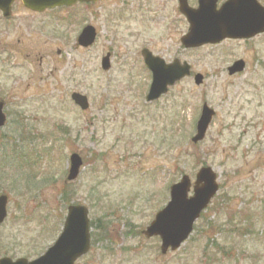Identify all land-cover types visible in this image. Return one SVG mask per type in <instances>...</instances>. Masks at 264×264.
<instances>
[{
	"label": "rangeland",
	"instance_id": "rangeland-1",
	"mask_svg": "<svg viewBox=\"0 0 264 264\" xmlns=\"http://www.w3.org/2000/svg\"><path fill=\"white\" fill-rule=\"evenodd\" d=\"M101 11L107 16L93 20L99 35L89 50L76 44L88 24L83 6L37 14L17 1L8 19L0 13L8 116L0 194L9 197L0 257L40 256L59 236L68 206L82 204L99 226L75 264H264V33L188 49L177 0H105ZM66 14L71 22L59 20ZM145 47L192 65L191 76L153 102ZM107 52L112 65L104 70ZM238 59L245 71L229 76ZM196 73L204 75L200 85ZM73 92L88 97L87 110ZM203 103L216 114L205 139L193 143ZM75 152L84 166L70 181ZM203 166L216 172L219 191L190 238L163 255L160 238L142 231L169 201L170 185L185 174L194 180Z\"/></svg>",
	"mask_w": 264,
	"mask_h": 264
},
{
	"label": "water",
	"instance_id": "water-1",
	"mask_svg": "<svg viewBox=\"0 0 264 264\" xmlns=\"http://www.w3.org/2000/svg\"><path fill=\"white\" fill-rule=\"evenodd\" d=\"M14 0H0V9L5 16H9ZM78 0H23L24 4L34 10H44L61 4H72ZM90 1V0H79ZM95 1V0H93ZM180 10L186 15L190 28L182 37V43L190 48L201 46L206 43H218L229 38H250L264 32V7L257 0H228L219 9L217 0H199L198 8H191L187 0H180ZM96 32L93 27L87 26L81 33L78 41L83 46H89L95 40ZM145 62L153 71V82L147 99L149 101L159 98L168 91L170 85L177 80L190 75L191 66L179 59L167 64L162 58L154 56L148 49L143 50ZM110 55L103 58V67L108 69ZM245 67L243 60L235 62L229 68V73L242 71ZM197 84L203 82V75L195 76ZM73 99L82 106L88 107L86 96L79 93L72 95ZM4 104L0 102V129L6 121L3 112ZM214 110L204 104L202 115L197 124V134L193 137L194 142L203 140L209 124L213 118ZM71 169L69 180L77 178L83 163L79 154L71 156ZM189 176L184 175L180 182L171 186V199L160 210L155 219L147 227L144 233L148 237L160 235L162 238V252L166 253L171 247L178 249L189 237L194 228V223L201 212L207 207L212 197L218 190L216 174L210 167H203L197 174L194 183V195L189 196L191 189ZM8 196L0 195V223L7 216ZM88 209L83 205H71L64 229L45 254L29 261L25 258L12 260L9 257L0 258V264H75V261L86 254L91 245L90 222Z\"/></svg>",
	"mask_w": 264,
	"mask_h": 264
},
{
	"label": "flooded vegetation",
	"instance_id": "flooded-vegetation-1",
	"mask_svg": "<svg viewBox=\"0 0 264 264\" xmlns=\"http://www.w3.org/2000/svg\"><path fill=\"white\" fill-rule=\"evenodd\" d=\"M17 1H20V0H16L15 3ZM104 1L105 0H100L97 2H85V3L79 2L73 6H60V7H56V8H48L42 12L33 11L31 9H29V10L32 11L33 13H37V14H45V13L50 14V13H54V12H58V11H70V9L83 6L86 9V17H87L88 24L93 25L96 28L97 33H98L99 29L96 25H94L93 20H95V19L98 20L101 18H104V20H105L107 14H106V16H104L105 13H103L101 11V7L104 4ZM224 1L225 0H219V4H222ZM177 3H178V0H177ZM188 3L190 6H196V5H198V0H189ZM72 19L73 18L71 15L66 14L65 16L61 17L59 20L71 21ZM91 48H88V49H91ZM238 74H235V75H238Z\"/></svg>",
	"mask_w": 264,
	"mask_h": 264
},
{
	"label": "trees",
	"instance_id": "trees-1",
	"mask_svg": "<svg viewBox=\"0 0 264 264\" xmlns=\"http://www.w3.org/2000/svg\"><path fill=\"white\" fill-rule=\"evenodd\" d=\"M92 225H94V226H95V223L93 222V223H92ZM98 226H99V225H98ZM100 239H101V238H100Z\"/></svg>",
	"mask_w": 264,
	"mask_h": 264
}]
</instances>
